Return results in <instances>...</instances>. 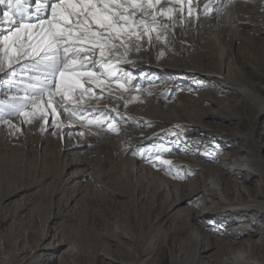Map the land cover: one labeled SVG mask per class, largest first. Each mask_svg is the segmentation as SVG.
<instances>
[{"label": "rangeland", "instance_id": "374dc122", "mask_svg": "<svg viewBox=\"0 0 264 264\" xmlns=\"http://www.w3.org/2000/svg\"><path fill=\"white\" fill-rule=\"evenodd\" d=\"M202 1L152 0L153 6L147 9L148 14L142 10H136L134 19L137 24H134L133 27L137 31L143 32L144 27L138 22L144 20L154 30L149 35H144L139 41H135V44H139L138 49L132 44L129 45L126 55H123L124 50L121 48L114 57H109L115 75L105 79L104 83L99 86L95 81L85 83L84 81L88 80V77L82 78L81 83L84 89H91L90 92H85L81 99L82 90L77 89L71 94L70 99L60 101L59 105L53 104L51 108L46 107L42 102L40 105L44 109L42 115L37 112L35 116L26 118L16 112L18 107L27 103L25 98L33 94L30 85L37 83L34 77L39 75V72L32 67L34 61L29 57H21L19 61L14 59L11 67L5 63L4 70L0 71V109H2L0 111V214L7 218V222L1 228L2 235H0L1 243L4 244V252L9 253L15 243L17 249L24 246L34 247L35 242L38 241L36 238L40 234L39 231L46 227L45 218H47V214L55 213L57 209L62 208V210L65 209L64 215L66 217L60 220L62 223L61 231L64 235L61 232L59 235L74 243L78 252L76 257L70 258L71 264H102L97 256V253H100L101 257L104 258L103 252H100L104 245L102 235L107 232L109 236L111 234L113 237H120L115 241H111L113 238H109V241L106 240V244H108L106 250H109L107 254L109 252V254H114V252L121 251L116 244L117 240H121V231L130 233L129 235H134L133 237L138 239L139 248L136 249V252L141 253L139 249L146 250L149 259L145 260L144 264L152 263V256L156 251H161L162 263L167 264V249L165 247L167 248L174 241L171 233L166 232L170 224L163 222V220L162 223H158L168 236L161 237L163 240L157 243L158 248L160 246L162 248L154 249L152 245L151 249L152 243H149L153 240V232L156 230L157 225L154 220L158 210L150 209L149 202L145 200H143V204H135L138 198L148 201L149 191L153 194L156 178L151 173L147 174V168L153 172L155 165L159 163L164 168H169L174 162L173 157L190 156L183 155L182 152L172 153L170 150L178 145L177 141L180 142L181 136L185 137L183 135L184 130H170L168 133L172 134L171 140L163 142L159 135L161 129L156 127L158 123L149 121L144 124L140 119L143 115L151 116L150 114L157 113L168 116L177 100L181 98L180 96L192 95L204 89L185 84L186 82L179 80L181 77L176 72L165 71L163 73L149 67L148 64L152 63L150 60L144 62L139 60L141 58H153L156 59L155 63H160V61H169L177 55L185 54L186 43L179 44L173 50L168 48L175 36H181L183 39V33L189 27H198L200 21L213 20L220 16L219 13L225 20L227 18L230 20L228 15H230L229 12L233 11L230 7L233 6L232 8H234L240 4L239 1L233 0H219L217 2L211 0L207 6L203 7ZM227 3L229 6L232 5L229 7ZM255 3L256 0H252L251 7L254 5L256 7ZM30 4L33 8L35 0H32ZM2 6L0 7V16L8 10L7 3ZM217 8L218 10L223 9V11L217 12ZM168 9H172V11L167 12ZM153 15L155 16L154 23ZM27 16L34 17L27 10L18 15L17 20L23 19L26 22L37 23L38 19L27 20ZM4 25L3 22H0V35L7 34V29L10 28L9 25ZM33 31H37V29ZM247 32V29L243 30V38H248ZM2 55L0 53V57ZM262 56H264V51ZM127 58H129L127 60L129 63L124 62V59ZM141 64H144L142 68H136ZM92 71H96V69H92ZM97 75L100 79H104L103 72H97ZM116 77L121 79L117 81ZM174 80L177 83L173 84ZM118 83L123 84L124 87L119 88ZM56 99L60 100L59 96ZM187 100L184 102L186 107L200 105L197 103L198 99L196 101ZM53 108L56 111H53ZM32 110L31 104H28L26 108H21V111L32 112ZM140 114H143L142 117ZM211 121L213 124H217L213 120L206 122ZM71 122L78 124L79 127L62 134L64 129H60V126ZM110 125L111 127H109ZM230 127L234 128V124ZM246 128L255 134L262 133L260 142L261 144L264 143L263 119L257 118L247 123ZM145 136L149 137V141L138 142V139ZM74 141L87 144L82 150L77 151L80 160L86 163L65 169L66 164H70L78 158V155H74L76 152L63 150L65 145H71ZM217 141H221V139H211L208 142ZM165 150L167 152H164ZM139 157L149 160L143 161V166L147 168L144 167L145 169L138 177L134 165H136ZM164 161H170V163H164ZM159 174L164 175L160 172ZM137 177H141V179L138 180ZM133 178L134 180L137 178L138 183L143 184L144 182L142 193H136L132 190ZM172 179L179 185L186 182L183 177L179 179L173 177ZM209 181L213 182L212 179ZM97 182H99L98 185H96ZM60 183L64 188H61ZM22 185L23 187L31 185L34 186V189L29 192H22L21 195L8 202H1L3 194L8 189L18 188ZM118 191H121L120 196ZM68 198L70 202H68ZM203 198L217 203L215 199ZM36 211H39L42 216L38 222L35 218ZM224 229L227 230L228 228ZM185 237L184 235L182 239ZM175 242L179 243V241ZM124 245H127L125 241ZM66 248L68 247L64 246L59 251L54 252L53 256L55 258L61 256L62 250ZM152 250L155 252H151ZM108 257L105 256L103 260L110 262L111 257H109L110 259ZM124 261L126 264H133L134 258L130 255Z\"/></svg>", "mask_w": 264, "mask_h": 264}, {"label": "bare ground", "instance_id": "6f19581e", "mask_svg": "<svg viewBox=\"0 0 264 264\" xmlns=\"http://www.w3.org/2000/svg\"><path fill=\"white\" fill-rule=\"evenodd\" d=\"M210 1L203 0V7ZM217 1L219 0H215ZM233 1H239L240 4L232 8L233 6L230 7L232 4L229 6L227 3L233 10L228 15L230 20L228 18L225 20L219 13L220 16L213 20L200 21L198 27H189L184 31L183 39L181 36H175L168 48L173 50L179 44L186 43L185 54L160 63H155L156 59L153 58L139 60L143 62L150 60L152 63L147 62L149 67L163 73L176 72L181 77L179 80H183L185 84L204 89L192 95L180 96L168 116L159 113L150 114L151 116L140 114L141 117L143 115L140 120L144 124L149 121L158 123L156 127L161 129L159 135L163 142L171 140L172 134L168 133L170 130H184L185 137L181 136L180 142L177 141L178 145H174L175 147L170 150L172 153L182 152L183 155L190 156L173 157L174 162L169 168H164L160 163L156 164L153 172L143 166V161L149 160L148 158L139 157L134 165L138 177L146 167L147 174L151 173L156 178L153 194L147 191L150 193L148 201L138 198L135 205L145 200L149 202L150 209L158 210L156 219L154 218L156 230L153 229V240L149 243H152L151 249L152 245L154 249H159L161 246L158 248L157 243L163 240L161 237L168 236L158 223L163 220L170 224L166 232L171 233L174 241L167 248L164 246L167 249V264H264V143L260 142L263 134H255L246 128L247 123L257 118L264 120V56H262L264 0H256V7L255 5L251 7L252 0ZM28 11L34 17L27 16V20L38 19L35 6L33 8L30 6ZM221 11L223 9L217 8V12ZM3 24L9 25L6 22ZM246 29L248 38H243L242 32ZM127 60L129 58L124 59V62ZM142 65L144 66L141 64L136 68H142ZM175 83L177 82L174 80L173 84ZM187 99L194 101L198 99L197 103L200 105L186 107L184 102ZM209 120L217 124H213L212 121L206 122ZM232 124L234 128L230 127ZM78 127V124L71 122L60 126V129L63 128L62 134H65L68 130H75ZM211 139H221V141L208 142ZM146 141H149V137L138 139L140 143ZM86 145L74 141L71 145L64 146V151L76 152L74 155H78L76 161L64 166L65 169L86 163L80 160L78 153ZM208 163L214 164L204 165ZM159 172L163 173L164 177ZM173 177L177 179L183 177L186 182L182 185L176 184ZM137 178L135 180L133 178L134 183L131 187L134 192L142 193L144 182L138 183L141 177L138 180ZM210 179L213 182H210ZM27 185L8 189L3 194L1 202H8L22 192L34 189L32 184ZM120 192L118 191V194ZM203 197L215 199L217 203ZM68 202H70L69 198ZM36 212L35 218L38 222L42 216L39 211ZM64 212L65 209L60 208L55 213L47 214L46 227L39 231L40 234L36 238L38 241L32 248L24 246L17 249L15 243L8 253L4 252V244L0 240V264H71L70 258L76 257L78 252L74 243L59 235L60 232L62 233L60 220L66 217ZM6 222V216L0 214V235H2L1 228ZM129 234L121 231V240H117L116 243L124 252L107 254L109 250H106L108 247L106 240L113 238L110 240L115 241L120 237H113L111 234L109 236V233L105 232L102 235L104 245L100 252H103L104 258L109 256L111 260L105 262L101 254L97 253L100 263L126 264L124 259L132 255L133 264H144V261L149 259V255L142 249H139L141 253L136 252L139 241L133 237L134 235ZM184 235L186 237L182 239ZM124 241L127 245H124ZM64 246L68 248L62 250L61 256L55 258L53 253ZM160 252L151 253L153 256L150 254L153 258L151 264H163Z\"/></svg>", "mask_w": 264, "mask_h": 264}, {"label": "snow or ice", "instance_id": "6c2138e0", "mask_svg": "<svg viewBox=\"0 0 264 264\" xmlns=\"http://www.w3.org/2000/svg\"><path fill=\"white\" fill-rule=\"evenodd\" d=\"M6 3L8 10L0 16V22L11 27L7 34L0 35V53L3 54L0 71L4 70L5 63L11 67L14 59L19 61L21 57H29L34 61L33 69L39 72L34 77L37 83L30 85L33 94L25 98L26 104L16 109L26 118L37 112L42 115V102L51 108L53 104L59 105L60 101L70 99L77 89L82 90V99L85 92L91 91L84 89L82 78H89L85 83L95 81L97 86L102 85L105 79L115 75L109 57H114L121 48L126 55L132 44L138 49L139 44L135 41L154 30L144 20L138 22L144 27L143 32L133 27L137 24L136 10L148 14L152 0H35L37 23L17 20V16L31 6L30 0H0V5ZM97 72H103L104 79H100ZM117 86L124 87L119 83ZM28 104L32 105V112L21 111Z\"/></svg>", "mask_w": 264, "mask_h": 264}]
</instances>
